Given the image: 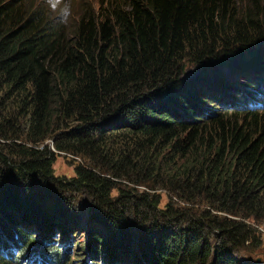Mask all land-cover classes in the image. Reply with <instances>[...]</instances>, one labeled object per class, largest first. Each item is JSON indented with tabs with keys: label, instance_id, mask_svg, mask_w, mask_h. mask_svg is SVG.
<instances>
[{
	"label": "trees",
	"instance_id": "1",
	"mask_svg": "<svg viewBox=\"0 0 264 264\" xmlns=\"http://www.w3.org/2000/svg\"><path fill=\"white\" fill-rule=\"evenodd\" d=\"M51 2L0 0V264H69L36 237L84 200L86 264L259 251L264 0H85L67 23Z\"/></svg>",
	"mask_w": 264,
	"mask_h": 264
},
{
	"label": "rangeland",
	"instance_id": "2",
	"mask_svg": "<svg viewBox=\"0 0 264 264\" xmlns=\"http://www.w3.org/2000/svg\"><path fill=\"white\" fill-rule=\"evenodd\" d=\"M84 1L85 0H75V4L73 7L72 0H53L51 4L54 5L55 9L52 6H50V9L52 11L57 10L61 12L62 16H64L63 21H66L67 23L68 21L70 22L72 21L71 19L73 18L72 15L75 14L74 9H77L78 5L82 4ZM46 143L51 144L49 141ZM76 160L79 161L78 159ZM73 163L74 161L70 156L57 157L53 165L54 176L59 177V178H65V179L72 178L74 176ZM139 191H141V189H139ZM112 194H113L112 196H115L118 193L117 191H113ZM154 195H156L158 198L161 199V203L159 207L163 208V206H165V204L168 202L167 194L159 190V191H156ZM82 203H83L82 205H77L78 210L80 212L77 218L72 219L73 213L69 214V217L70 216L71 217L68 218V221L66 223V229H68L69 227L71 228L69 234H60V235L54 234V238H53V237H46L47 233H45V231H41L40 237H36V240H37L36 247L39 246V248L41 249V245H45L44 252L52 253V255L53 253L57 251L62 253L63 256L66 258L65 263L78 264L82 262L81 264H86L88 262V259L86 260V257H88V255L86 256V254L88 252L81 251L80 247H84L86 249V246H87V240H86L85 234H86V229L88 226L87 220L89 218L87 217H89V213H88V210L86 211V208H84V204L86 203V201L84 200ZM171 204L179 206L178 202H176L175 200H172ZM186 206L187 208L190 209L187 213H192V211H195L193 216H196V217H199L201 215L202 210L210 211V208L206 206H202L199 203L194 204V205H186ZM218 217H222V216L218 215ZM73 221L77 223V226L79 228L71 227V223ZM135 224L137 225V230L139 232L140 227L142 228V225H139V223L136 221H135ZM251 228L257 231L256 235L257 237H259L260 242L262 243L261 248L259 251H254V250L252 251L249 248V246H247L248 250H242L237 256H235L237 264H264V224H259V225L251 224ZM174 231H175V228H174ZM34 233H37V230H34ZM206 242L210 247L217 244V242L214 244V241L211 235L208 237ZM32 258H34V256ZM32 258H29L27 261L30 262ZM95 261H99V259ZM95 261L93 262V264L95 263L103 264L104 263V261L102 260H100L101 263L95 262Z\"/></svg>",
	"mask_w": 264,
	"mask_h": 264
},
{
	"label": "bare ground",
	"instance_id": "3",
	"mask_svg": "<svg viewBox=\"0 0 264 264\" xmlns=\"http://www.w3.org/2000/svg\"><path fill=\"white\" fill-rule=\"evenodd\" d=\"M75 243V242H74ZM74 249V248H73ZM86 257V256H85Z\"/></svg>",
	"mask_w": 264,
	"mask_h": 264
}]
</instances>
